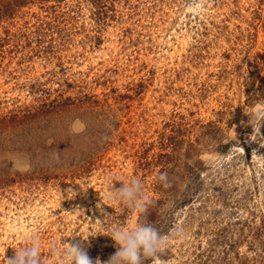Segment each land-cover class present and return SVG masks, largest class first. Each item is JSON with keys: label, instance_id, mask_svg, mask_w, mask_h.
<instances>
[{"label": "rangeland", "instance_id": "1", "mask_svg": "<svg viewBox=\"0 0 264 264\" xmlns=\"http://www.w3.org/2000/svg\"><path fill=\"white\" fill-rule=\"evenodd\" d=\"M52 101L35 132L0 128V264L33 238L43 264L74 243L106 264L141 224L168 238L142 264H264V0L25 1L0 24V116ZM133 178L144 213L110 196Z\"/></svg>", "mask_w": 264, "mask_h": 264}, {"label": "clouds", "instance_id": "2", "mask_svg": "<svg viewBox=\"0 0 264 264\" xmlns=\"http://www.w3.org/2000/svg\"><path fill=\"white\" fill-rule=\"evenodd\" d=\"M77 125H80V127L77 128ZM83 129L84 125L79 120L72 125L73 132L83 131ZM256 158V151H253L252 161H255ZM58 159L59 156L57 155ZM160 179L166 180V176L162 175ZM165 186L167 187L168 185L165 184ZM110 196H114L128 208L140 213L146 212L151 203L144 192L143 182L139 178L122 181L119 188H115L113 185ZM175 235L183 238V229L177 228ZM111 237L115 241L117 250L106 264H142V257L155 256L168 243V238L162 236L151 224H141L131 230L117 229L112 233ZM55 254L60 257L62 264H65V262L66 264H93L87 251L80 243L68 244L63 252L56 249ZM6 260L7 264H43L38 240L33 238L28 246L16 250L15 256ZM96 264H100V261L97 260Z\"/></svg>", "mask_w": 264, "mask_h": 264}, {"label": "trees", "instance_id": "3", "mask_svg": "<svg viewBox=\"0 0 264 264\" xmlns=\"http://www.w3.org/2000/svg\"><path fill=\"white\" fill-rule=\"evenodd\" d=\"M25 1H29V0H13L12 3H7V6H4L3 10L0 9V24L3 19L11 15V13L15 10V8L17 7L21 8L23 3H25ZM39 1L48 2L49 0H39ZM60 106H61L60 104L56 105V101H52L49 103H43L42 105L38 107L31 106V107H26L24 109H20L17 111H13L8 115L2 116V117L0 116V128L5 129L6 131L19 128L21 129L20 131L22 133L31 134L35 132L36 130H38V127L40 126V124L51 121L52 118L56 114V110ZM51 147H53V145ZM44 148H46V146ZM98 153H99L98 151L93 153L90 157L86 159L85 162H78L77 165L74 166L75 167L74 171H76L78 176L80 174L88 173L89 170L92 169V167L97 162ZM53 169H55V167ZM50 171H53V170L50 169ZM0 179H1V176H0ZM1 183H4V182H0V184ZM151 221L152 220H150L149 218V222Z\"/></svg>", "mask_w": 264, "mask_h": 264}]
</instances>
